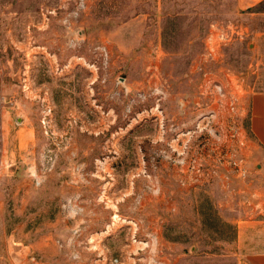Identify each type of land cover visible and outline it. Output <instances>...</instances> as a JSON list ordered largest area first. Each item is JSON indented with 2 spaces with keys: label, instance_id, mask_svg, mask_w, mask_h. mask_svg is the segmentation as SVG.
Listing matches in <instances>:
<instances>
[{
  "label": "rangeland",
  "instance_id": "obj_1",
  "mask_svg": "<svg viewBox=\"0 0 264 264\" xmlns=\"http://www.w3.org/2000/svg\"><path fill=\"white\" fill-rule=\"evenodd\" d=\"M0 0V264H259L264 3Z\"/></svg>",
  "mask_w": 264,
  "mask_h": 264
},
{
  "label": "crops",
  "instance_id": "obj_2",
  "mask_svg": "<svg viewBox=\"0 0 264 264\" xmlns=\"http://www.w3.org/2000/svg\"><path fill=\"white\" fill-rule=\"evenodd\" d=\"M264 3V0H237L236 5L240 10L254 7ZM251 130L256 141L264 150V93L254 95L251 107ZM259 264H264V254L257 259Z\"/></svg>",
  "mask_w": 264,
  "mask_h": 264
},
{
  "label": "water",
  "instance_id": "obj_3",
  "mask_svg": "<svg viewBox=\"0 0 264 264\" xmlns=\"http://www.w3.org/2000/svg\"><path fill=\"white\" fill-rule=\"evenodd\" d=\"M18 247L13 249V253L11 254V258L15 264H19L22 261V258L17 255Z\"/></svg>",
  "mask_w": 264,
  "mask_h": 264
}]
</instances>
